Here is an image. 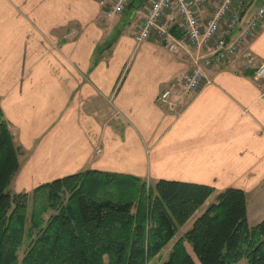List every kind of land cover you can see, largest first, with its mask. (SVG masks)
<instances>
[{
	"label": "crops",
	"instance_id": "crops-1",
	"mask_svg": "<svg viewBox=\"0 0 264 264\" xmlns=\"http://www.w3.org/2000/svg\"><path fill=\"white\" fill-rule=\"evenodd\" d=\"M240 2L233 38L264 4ZM146 3L132 0L108 19L98 0H0V107L21 164L10 190L85 172L210 186L216 196L237 189L255 227L264 220V83L254 78L264 24L234 58L204 69L198 92L171 112L158 97L197 68L198 55L138 42Z\"/></svg>",
	"mask_w": 264,
	"mask_h": 264
},
{
	"label": "trees",
	"instance_id": "trees-1",
	"mask_svg": "<svg viewBox=\"0 0 264 264\" xmlns=\"http://www.w3.org/2000/svg\"><path fill=\"white\" fill-rule=\"evenodd\" d=\"M20 168V148L0 107V264H151L216 194L210 186L161 180L141 184L135 201H118L105 188L125 180L96 172L13 194ZM243 261L264 264V220L250 227L245 192L227 189L161 264Z\"/></svg>",
	"mask_w": 264,
	"mask_h": 264
},
{
	"label": "built area",
	"instance_id": "built-area-1",
	"mask_svg": "<svg viewBox=\"0 0 264 264\" xmlns=\"http://www.w3.org/2000/svg\"><path fill=\"white\" fill-rule=\"evenodd\" d=\"M131 3L132 0H98L108 19L122 15ZM209 5H215V11L207 20H202L199 12ZM240 8V0H147L145 17L136 32V40L144 42L155 38L169 52L191 48L198 55L197 68L181 81L170 83L158 97L159 104L177 112L179 99L193 96L200 89L204 69L234 58L259 32L264 24V4L241 29L238 37L231 36L234 25L241 20ZM177 27L182 31L179 37L173 33ZM254 78L264 83V62L255 67Z\"/></svg>",
	"mask_w": 264,
	"mask_h": 264
},
{
	"label": "rangeland",
	"instance_id": "rangeland-1",
	"mask_svg": "<svg viewBox=\"0 0 264 264\" xmlns=\"http://www.w3.org/2000/svg\"><path fill=\"white\" fill-rule=\"evenodd\" d=\"M124 182L127 183V184L120 185L119 183H117V184H113L110 187H106L105 188V192L106 193H110V195L112 197H114V199H116L118 201L127 202V201H135V200L139 199L140 198V195H141V192H142V185L139 182L130 181V180H127V181L125 180ZM146 185H148V184H146ZM149 186H154V185L149 184L148 187ZM214 196L216 197V195H214ZM214 196L207 202V204H205V206L203 207V209H201V211H199L197 213V215L195 216L194 220L197 217H199L203 213V211H205L207 209V207L210 204L215 203L214 202V200H215V197ZM54 214L55 213L53 211H50L45 216V220H48V218L51 215H54ZM30 215H31V211H30ZM194 220H191L190 223L188 224V226H186L185 228H182L180 230L179 234L177 235V239H175V241L172 244H175V242L177 240H179V238H181L186 233L185 231H188L191 228ZM173 247L174 246H171V245L168 246L161 253L160 258L155 259L151 264H161L162 262L166 261L168 259L169 254L171 253ZM187 248L190 251V254L195 258L192 248L189 247V246ZM22 257H23V252L20 253V258H22ZM241 264H246V262L243 261Z\"/></svg>",
	"mask_w": 264,
	"mask_h": 264
}]
</instances>
